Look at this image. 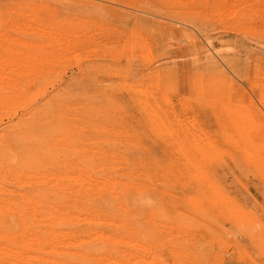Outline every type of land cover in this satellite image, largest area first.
<instances>
[{"label": "rangeland", "instance_id": "1", "mask_svg": "<svg viewBox=\"0 0 264 264\" xmlns=\"http://www.w3.org/2000/svg\"><path fill=\"white\" fill-rule=\"evenodd\" d=\"M0 264H264V0H0Z\"/></svg>", "mask_w": 264, "mask_h": 264}]
</instances>
